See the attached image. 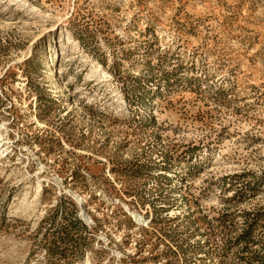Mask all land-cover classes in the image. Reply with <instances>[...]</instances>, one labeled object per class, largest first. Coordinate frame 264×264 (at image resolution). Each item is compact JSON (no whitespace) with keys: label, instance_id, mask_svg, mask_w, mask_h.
<instances>
[{"label":"rangeland","instance_id":"obj_1","mask_svg":"<svg viewBox=\"0 0 264 264\" xmlns=\"http://www.w3.org/2000/svg\"><path fill=\"white\" fill-rule=\"evenodd\" d=\"M0 264H264V0H0Z\"/></svg>","mask_w":264,"mask_h":264},{"label":"trees","instance_id":"obj_2","mask_svg":"<svg viewBox=\"0 0 264 264\" xmlns=\"http://www.w3.org/2000/svg\"><path fill=\"white\" fill-rule=\"evenodd\" d=\"M49 228H52L54 233L51 239V245L48 249V254L51 255L52 252L56 250L57 252L54 254L59 255V259L65 261L74 254V250L78 251L80 244L77 241L76 233L85 229L86 225L81 219L76 217L75 220H64L63 223H59L58 225L53 223ZM68 246H70L72 250H68Z\"/></svg>","mask_w":264,"mask_h":264}]
</instances>
